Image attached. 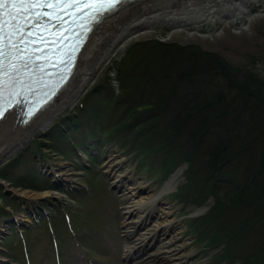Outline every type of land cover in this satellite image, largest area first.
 I'll list each match as a JSON object with an SVG mask.
<instances>
[{
  "label": "rangeland",
  "instance_id": "obj_1",
  "mask_svg": "<svg viewBox=\"0 0 264 264\" xmlns=\"http://www.w3.org/2000/svg\"><path fill=\"white\" fill-rule=\"evenodd\" d=\"M253 2L249 5L248 16L251 19L245 26L237 24L239 22L219 18V14L201 21L196 26L185 24L183 28L176 29L166 22H153L150 28L130 37L124 42L125 45L115 50L96 71L95 76L91 77L85 90H82L83 92L73 99L72 103L64 105L56 116L49 120L46 127L6 154L0 161V189L9 190L10 195H6L8 197L6 199L1 197L0 191V200L4 208V211L0 210V229L3 231L0 238L6 232L7 226H11L12 230H9L11 237L8 236L7 240L0 243V264L10 262L14 264L7 257L8 254L15 259L16 264H26L18 236V230H22L18 224L26 225L30 220L26 217L27 213L24 210L26 207L31 212L37 210L38 213H42L38 207L47 212L41 216L39 224L22 233V238L28 242L29 264H57V254L60 264H128L122 258L123 249L128 248L135 238H139L145 228H151L155 224L158 220L155 218V212L160 217L159 207H165L164 211L168 212L169 219L173 221L172 227L166 232L169 234L168 237L175 240L172 245L184 246L182 252L187 255L183 259L184 264H264V251L260 250L264 247L262 239L264 223L252 224L249 219L245 220L251 211L248 205L232 202L233 193L228 191L225 182L219 185V181L237 182L238 170L231 176L225 174L212 177L217 180L215 193L209 188L211 182L203 178V168L199 163L192 169L184 164L176 186L159 194L163 184L174 171L172 168H161L162 160L156 156L157 152L152 148L141 154L140 145L145 135L136 139L121 128L117 131L113 129L108 136L113 140L110 142L105 140L107 142L101 146L102 151L95 167L89 172H83L79 164L73 166L74 155L67 152L69 149L66 144L69 140L81 139L82 130L70 131L68 139H65L57 136L60 131L57 125L50 129L52 123L71 117L72 114L68 112L76 110L78 102L82 101L85 105L83 95L87 90L94 88V91H97L103 85H109L112 94L119 95L122 104L120 109L114 112V119L118 120L121 112L131 103L135 104L134 100H138L137 91L142 80H136L143 76L142 72L151 68L150 65L146 67L147 62L141 63L143 59L140 58L144 53L141 47L153 42L198 46L219 54L229 64L242 70H249L264 81V15H257L258 7L262 3L255 0ZM132 45L136 47L131 50V56L125 58L127 61L122 65V72L128 75V78L136 75L134 68L138 73L129 83L133 86H128L126 92L122 94L117 71L120 61ZM101 103L106 104L104 100H101ZM144 112L146 110L130 109L123 117L128 118V113H134L136 121H143V117L138 115ZM142 127L144 128L140 133H145L149 128L150 133L147 136L152 141L151 145L155 144L160 151H168L172 143L168 132L164 131L163 116L145 118ZM52 130L54 131L51 135H48V131ZM102 137L105 139L107 136ZM118 146L122 147V150ZM19 150L22 151L20 161L14 164V168L7 169L5 164L12 160L13 155ZM177 157L173 156L175 162L173 168L183 162ZM168 159L172 160V157ZM40 163L45 164L52 173L60 174L58 175L60 185L72 187V191L65 192L64 197L60 198L58 195L62 194L53 187L49 188V182L44 176H38L36 183L38 188L24 186L31 169L32 172H35V169L43 170L42 167H38ZM119 178H122L120 184L122 187L116 183ZM113 184L116 189L109 191V186ZM82 187H86L88 191L81 190ZM129 187L141 190L138 198L154 197L159 194L157 202L145 203L141 208L146 227H139L136 232L134 231L132 241L124 237L122 228L124 207L133 198L129 192L127 193ZM45 193L48 195L42 196ZM216 197H219L224 206L219 216L212 220L215 212L210 209L216 203ZM207 201L208 207L195 215L194 211ZM9 219H13L14 222L10 224ZM50 225L57 238L56 246H53L51 238L49 239ZM161 240L163 241L148 240L145 253L141 256L146 259L141 263L132 260L130 264H158L153 256L147 257L164 251L165 247L162 244L165 239ZM4 250L8 253L5 256L2 254Z\"/></svg>",
  "mask_w": 264,
  "mask_h": 264
},
{
  "label": "trees",
  "instance_id": "obj_2",
  "mask_svg": "<svg viewBox=\"0 0 264 264\" xmlns=\"http://www.w3.org/2000/svg\"><path fill=\"white\" fill-rule=\"evenodd\" d=\"M135 47L132 45L126 51L117 71L122 94L128 86H133L129 83L138 73L134 68L136 75L128 78L122 72L124 61ZM141 48L144 51L141 63L147 62L146 67L150 65L151 68L136 80L142 82L135 104L131 103L115 120L114 112L122 104L119 95H113L109 85L100 86L97 91L94 88L87 90L83 101L88 105L78 102L76 110L68 112L72 116L64 119V127L68 129L59 131L57 136L65 137L70 131L80 129L85 138L103 143L113 140L108 137L113 129L121 128L136 139L145 135L140 145L141 154L152 148L162 160V169L173 168L174 155L191 169L199 163L203 178L211 182L209 188L215 193L217 180L212 177L231 176L238 170L237 182L225 180L219 181V185L225 182L228 191L233 193L232 202L248 205L251 211L245 220L249 219L252 224L264 223V81L249 70L234 67L219 54L198 46L153 42ZM130 109L146 110L138 115L144 120L136 121L134 113H128V118L123 117ZM160 116H163L164 131L168 132L173 145L168 151H160L155 144L151 145L147 136L149 128L140 133L145 118ZM135 129L138 133L134 132ZM102 136L107 137L103 139ZM78 142L82 143L81 139ZM77 145L76 141H71V146ZM68 149L67 152L72 153L71 147ZM21 154L22 151H18L5 167L14 168ZM37 179V173L31 169L28 182L35 183ZM223 206L216 197V203L210 209L215 212L212 220L219 216ZM260 250L264 251V247Z\"/></svg>",
  "mask_w": 264,
  "mask_h": 264
},
{
  "label": "bare ground",
  "instance_id": "obj_3",
  "mask_svg": "<svg viewBox=\"0 0 264 264\" xmlns=\"http://www.w3.org/2000/svg\"><path fill=\"white\" fill-rule=\"evenodd\" d=\"M253 1L254 0L123 1L115 10L107 14L94 27L89 39L81 50L76 67L70 79L51 103L34 115L25 125L16 124L14 115H7L6 118L0 121V161L15 146L46 127L49 120L55 117L64 105L69 104L83 92L82 90H85L91 77L95 76L94 74L96 71L115 50L122 47L124 42L129 40L130 37L150 28V24L153 22H166L176 29L183 28L185 24L196 26L201 21L208 20L214 17V15L218 16L219 14V18L228 19L234 23L239 22L237 24L245 26L248 24L249 19H251L248 14L250 12L249 5L253 4ZM255 1H260L262 3L261 6L258 7L257 15H264V0ZM180 172L181 168L174 170L169 179L163 184L159 194L164 193L163 191H169V189L176 186ZM129 189L127 193L129 192L133 198L128 205L124 207L122 228L124 237L132 241V233H134V231L136 232L139 227H146L144 221L145 217L142 214L141 208L145 203L157 202L156 199L159 194L154 197L144 198L141 196L138 198L137 196L141 190L130 187ZM46 195H48V193L42 196ZM58 196L60 198L63 197V195ZM159 208L160 210L158 213H160V217H158L157 212H155V218L158 219L155 224H153L151 228H145V231L143 230V232H141L140 237L137 239L135 238L136 241L134 239L131 244H129L128 248L123 249L122 258L126 260L128 264H130L132 260L141 263L146 259L141 256L145 253L146 242L152 239H156L157 242L163 241L161 239H165L162 244L165 249L163 252L158 251L154 254H150L147 258L153 256V259L155 258L158 264H184L183 259L187 256L182 252L184 246L172 245L175 240H172V237H168L169 234L166 233L172 227L173 221L169 219L168 212L164 211L165 207ZM201 211H203V207L198 208L194 212L198 214Z\"/></svg>",
  "mask_w": 264,
  "mask_h": 264
},
{
  "label": "snow or ice",
  "instance_id": "obj_4",
  "mask_svg": "<svg viewBox=\"0 0 264 264\" xmlns=\"http://www.w3.org/2000/svg\"><path fill=\"white\" fill-rule=\"evenodd\" d=\"M81 3L82 0H0V101L4 111L13 103H25L22 93L26 89L32 94L33 84L47 87L44 77L50 75L48 69L67 63L52 58L59 56L68 43L69 25L74 23L69 19L73 15L69 9L79 8ZM118 3L120 0L107 4L101 0L97 4L84 3L83 7L101 12L106 7L114 9ZM4 111H0V119L6 118Z\"/></svg>",
  "mask_w": 264,
  "mask_h": 264
}]
</instances>
